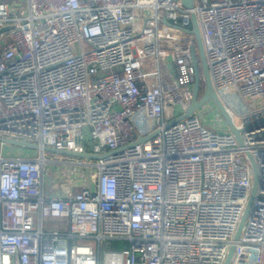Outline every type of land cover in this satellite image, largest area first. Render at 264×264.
I'll return each mask as SVG.
<instances>
[{
    "label": "built area",
    "instance_id": "built-area-1",
    "mask_svg": "<svg viewBox=\"0 0 264 264\" xmlns=\"http://www.w3.org/2000/svg\"><path fill=\"white\" fill-rule=\"evenodd\" d=\"M192 15L243 146L197 114L173 124ZM0 138L38 146L0 143V264H225L233 245L230 264H264V0H0Z\"/></svg>",
    "mask_w": 264,
    "mask_h": 264
},
{
    "label": "water",
    "instance_id": "water-1",
    "mask_svg": "<svg viewBox=\"0 0 264 264\" xmlns=\"http://www.w3.org/2000/svg\"><path fill=\"white\" fill-rule=\"evenodd\" d=\"M182 3L186 8L191 9V8H193L194 0H182ZM196 21H197L196 16L192 15V18H191L192 29L185 31L186 33L194 35L195 40H196V47H197V54L195 51H193V56H192L193 65L196 69V81H195V84L193 87V92H192L194 96H193L192 104H191L190 108L188 109V111L184 115H182L181 117L177 118L173 122V124L192 117L207 102L211 101L214 104V106L216 107V109L218 110L219 114L222 116V118L225 121L230 132L232 134H234L238 143L241 146H243V139L241 136L242 131L239 130L234 125L230 114L225 109L224 105L222 104L221 100L219 99L217 93L215 92V90L213 88L210 73H209V67L207 64L206 55H205V51H204V46L202 43L201 33L199 30L198 22H196ZM202 80L205 83V87H206L205 92L206 93H204V95L202 97H199L198 92L200 91V85H201ZM149 138H151V136L146 137V138H141L137 142H135V144L145 142ZM0 143L8 144V145L12 144V146H16V147H20V148H28V149H34V150L38 149L37 145L32 144V143H28L26 141H16V140H11V139L0 138ZM132 145L133 144L129 145L128 147H130ZM45 151L50 152V153H55L57 155H65V156L78 158V159H82V160L83 159H85V160H99V159H102L105 157V155H95V154H89V153H83L82 154V153H75V152H69V151H57L53 148H45ZM248 157L252 163V167H253V171H254L253 189H252V194H251V197L249 199V202H248L246 211L244 213V216H243V218H241L242 221H241L240 226L238 228V231L236 233V236L234 239L235 242H237L240 238L242 228H243V226L247 220L251 205L253 203L254 197L256 195V192H257V189L259 186L258 168H257L255 162L253 161V159L251 158V156L248 155ZM234 252H235V245H233L231 247L225 264H230L234 254H235Z\"/></svg>",
    "mask_w": 264,
    "mask_h": 264
},
{
    "label": "rangeland",
    "instance_id": "rangeland-1",
    "mask_svg": "<svg viewBox=\"0 0 264 264\" xmlns=\"http://www.w3.org/2000/svg\"><path fill=\"white\" fill-rule=\"evenodd\" d=\"M4 31H6V29H4ZM205 88H206L205 83L202 80L201 85H200V91L198 92L199 97H202L204 95V93H206ZM225 99L237 112L242 111L243 105H242L241 101H239V99L234 95L233 90H230L228 93H226ZM209 109H211V111L207 112ZM196 114H197V116H199L201 118L202 123L204 125H206L209 129L226 131L228 128L225 121L223 120L222 116H220L218 110L216 109V107L214 106V104L211 101L207 102L199 111L196 112ZM3 146H4L5 153H11L12 154V152L21 151V153H23V154L28 153V155L29 154H33V155L37 154L35 150L27 149V148L14 147V146H12V144L11 145L7 144V145H3ZM47 157L51 158V159L60 158L59 155H57L55 153H50V152H47ZM75 160L81 161L82 159L75 158ZM46 225H47V223H46ZM77 243L78 244L95 245L93 240H87V239L78 240ZM125 246H126V243H124V242L123 243L111 242L107 245L106 249L118 250V249L124 248Z\"/></svg>",
    "mask_w": 264,
    "mask_h": 264
},
{
    "label": "crops",
    "instance_id": "crops-1",
    "mask_svg": "<svg viewBox=\"0 0 264 264\" xmlns=\"http://www.w3.org/2000/svg\"><path fill=\"white\" fill-rule=\"evenodd\" d=\"M3 2H8V3H11V2H13V1H15V0H2ZM28 149V148H27ZM32 150H34V149H32ZM16 152H19L21 155H28V153H25V154H23V153H21V151H16ZM30 155V154H29ZM31 155H33V154H31Z\"/></svg>",
    "mask_w": 264,
    "mask_h": 264
},
{
    "label": "trees",
    "instance_id": "trees-1",
    "mask_svg": "<svg viewBox=\"0 0 264 264\" xmlns=\"http://www.w3.org/2000/svg\"><path fill=\"white\" fill-rule=\"evenodd\" d=\"M116 243H119V242H116ZM116 245V244H115Z\"/></svg>",
    "mask_w": 264,
    "mask_h": 264
}]
</instances>
